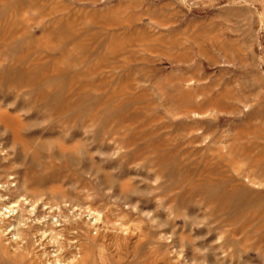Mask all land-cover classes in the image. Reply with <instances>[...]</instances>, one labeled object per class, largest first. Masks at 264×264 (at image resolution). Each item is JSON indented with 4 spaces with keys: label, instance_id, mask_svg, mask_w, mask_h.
<instances>
[{
    "label": "rangeland",
    "instance_id": "374dc122",
    "mask_svg": "<svg viewBox=\"0 0 264 264\" xmlns=\"http://www.w3.org/2000/svg\"><path fill=\"white\" fill-rule=\"evenodd\" d=\"M48 254L264 264V0H0V264Z\"/></svg>",
    "mask_w": 264,
    "mask_h": 264
},
{
    "label": "bare ground",
    "instance_id": "6f19581e",
    "mask_svg": "<svg viewBox=\"0 0 264 264\" xmlns=\"http://www.w3.org/2000/svg\"><path fill=\"white\" fill-rule=\"evenodd\" d=\"M26 201H27V200H26ZM8 202H9V201H8ZM28 204H29V203H27V205H28ZM29 206H30V205H29ZM31 206H32V205H31ZM37 206H38V205H37ZM35 208H36V207H35ZM2 209H3V208H2ZM31 209H32V208H31ZM5 210H6V208H5ZM11 210H12V209H11ZM69 210H70V209H69ZM77 211L80 212L78 209H74V211L72 212L74 216H78V215H80ZM2 212H3V211H2ZM11 212H12V211H11ZM59 212H60V211H59ZM5 214H6V213H4V212L1 214V218H2V219H4ZM54 214H55V213H54ZM54 214H53V215H54ZM51 216H52V215H51ZM56 216H57V214H56ZM58 217H59V216H58ZM44 218H46V217H44ZM44 218H43V219H44ZM52 218H53V217H52ZM74 221H76V220H74ZM74 221H72V222H74ZM2 222H3V221H2ZM67 222H68V221H67ZM67 222H66V223H67ZM70 222H71V221H69L68 223H70ZM68 223H67V224H68ZM60 224H61V223H60ZM69 225H70V224H69ZM7 241H8V240H7ZM7 245H9V244H7ZM5 249H6V247H5ZM9 253H10V252H9ZM12 254H15V253H12ZM36 255H37V254H36ZM13 256H14V255H13ZM28 256H29V255H28ZM48 256H49V254H48ZM102 256H103V255H102ZM38 258H39V256H38ZM50 258H52V257H50V256L48 257V260H47L48 262H47V264H52V263H53V259H52V261H51V260H49ZM75 260H76V259H75ZM40 261L44 263V261H42V260H40ZM57 261H58V260H57ZM41 262H38L37 264H42ZM54 262H55V261H54ZM71 263H72V262H71Z\"/></svg>",
    "mask_w": 264,
    "mask_h": 264
}]
</instances>
